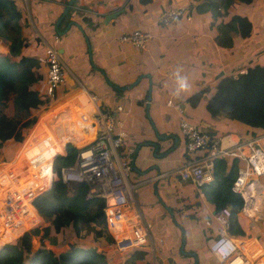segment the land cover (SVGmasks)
<instances>
[{
	"label": "crops",
	"instance_id": "crops-1",
	"mask_svg": "<svg viewBox=\"0 0 264 264\" xmlns=\"http://www.w3.org/2000/svg\"><path fill=\"white\" fill-rule=\"evenodd\" d=\"M201 1L76 0L71 19L79 23L82 31L71 24L62 36L57 34L53 23L65 4L62 0H35L32 4L34 13L29 12L27 18L33 26L32 34L40 38L42 45L44 41L53 46L61 41L62 45L54 47L61 48V52L67 49L68 58L70 50L79 54L86 43L91 45L100 64H95L92 69H82L86 75L80 77L61 59L65 77L57 90L59 99L50 103L46 113L42 112L44 109L39 112L43 116L37 117L29 127L23 143L28 140L29 133L32 134L48 119L50 112L65 107L75 98L81 103L86 102L87 92L96 94L98 102L100 100L105 108L112 109L120 104L122 111H113L122 119L126 133L124 147L134 148L130 180L138 182L126 209L128 215L132 209H137L140 218L150 224V243L145 247L148 264H223L207 249L211 237L221 227L212 215L222 207L230 210L228 230L237 243L246 244L256 238L262 246L261 254L250 259L241 256L242 260L246 258L247 264H261L264 262V173L257 177L252 208L244 209L241 208V196L231 189L237 195L225 190L231 157H221L224 164L213 172L211 180L214 182L210 180L195 185L189 180H181L175 173L184 159L201 153L198 151L191 156L184 152L183 137L177 125L179 116L188 118L208 135L217 138L222 146L264 134L262 125L229 118L223 112L210 115L205 107L221 77L235 76L248 62L264 61V45L253 41L254 18L248 12L241 14L251 21L250 35L243 38L233 31L221 34V23L238 13L240 1L234 0L225 8L219 7L216 15L210 9L198 11L195 5ZM178 4L193 6L189 19L179 18L167 27L155 21L160 10ZM119 8L122 10L116 16L104 21L106 13ZM50 21L51 25H47ZM35 23H39L40 29L34 28ZM133 28L152 33L142 47L117 39L120 33ZM74 33L81 37L75 40V44L67 45ZM77 65H80L78 61L74 63L76 69ZM98 71L104 80L96 74ZM141 73L148 74V77L142 76L134 85L125 87ZM74 83L75 87L64 90L68 84ZM110 83L122 86L121 90L115 91ZM182 84L186 86L182 87ZM202 88L205 90L202 97L195 105H190L186 98ZM155 131L166 135L157 148L145 143L147 140L156 141ZM82 137L86 140L84 135ZM23 143L19 146L17 158L22 153ZM51 143L47 139L40 141L37 149L41 151ZM164 149H169L166 154H162ZM58 151L55 145L50 146L36 160L41 162ZM14 157L15 153L12 159ZM18 167L12 166L9 170L15 171ZM238 197L241 199L239 207ZM30 210L35 218L34 210Z\"/></svg>",
	"mask_w": 264,
	"mask_h": 264
},
{
	"label": "built area",
	"instance_id": "built-area-1",
	"mask_svg": "<svg viewBox=\"0 0 264 264\" xmlns=\"http://www.w3.org/2000/svg\"><path fill=\"white\" fill-rule=\"evenodd\" d=\"M192 7L186 4L165 7L158 12L155 21L160 26L167 27L179 18L189 19ZM151 36L149 30L133 28L120 33L117 39L129 42L134 47H142ZM42 59L45 72L41 92L52 99L64 82V67L58 50L46 41L43 42ZM87 94L86 102L81 103L75 98L65 107L50 112L48 119L38 125V129L32 134H28L29 138L23 143L20 157L2 162L10 163L9 168L16 165L19 167L15 171L0 167V232H10L23 223L31 224L36 221L38 213L32 205V199L46 190L51 178L55 176L51 170L54 157L64 154L66 148L72 146L75 149L73 161L59 167L58 176L61 181L83 183L85 198H102L105 228L113 235L111 236L119 250L145 248L150 243V224L140 218L137 209H132L131 213L126 215V205L132 201L138 182L131 181L128 177L134 148L124 147L126 133L122 119L113 111H122L123 108L120 104H116L112 109L105 108L100 100L98 102L96 94ZM177 125L179 134L183 137L184 152L193 156L201 151L199 156L184 159L177 166L175 173L178 177L201 185L212 179L216 157L233 156L238 160V164L230 189L241 196L242 209L252 208L251 199L256 196L257 177L264 173V134L222 146L217 138L210 137L184 116H179ZM83 135L86 140H82ZM45 139L51 140L52 143L41 151L38 150V143ZM53 145L60 151L37 162L40 153ZM21 162L23 164L20 165ZM29 206L33 208L35 218ZM229 213L228 208L222 207L212 215L221 226L220 234L229 226ZM27 224H24V227ZM8 238L9 236H0V240ZM236 248L235 252L222 259L216 255L217 259H221L223 264H229L234 255L250 259L263 251L256 238L246 244L237 243ZM246 258L244 261L241 258L240 264H247Z\"/></svg>",
	"mask_w": 264,
	"mask_h": 264
},
{
	"label": "trees",
	"instance_id": "trees-1",
	"mask_svg": "<svg viewBox=\"0 0 264 264\" xmlns=\"http://www.w3.org/2000/svg\"><path fill=\"white\" fill-rule=\"evenodd\" d=\"M233 1L202 0L195 7L198 11L210 9L212 14L216 15L219 7L225 8ZM238 1L247 4L252 0ZM62 2L65 4L66 0ZM75 2L76 0L72 1L58 22V29H63L66 21L71 18ZM27 22L28 18L21 14L17 0H0V44L7 47V51L0 54V160H5L1 155L4 142L21 144L24 130L35 122L33 111L49 102V97L41 92L40 83L44 78L45 66L38 52L43 50V45L36 34L21 31V27ZM50 23L51 21L47 22V25H51ZM251 29V21L246 15L234 13L228 21L221 23L220 32L223 34L233 31L244 38L250 35ZM64 34L65 32L62 36ZM241 70L235 76H224L218 80L216 91L206 100L205 107L210 115L223 112L229 118L264 126V61L248 62ZM110 85L117 92L122 87L113 83ZM204 92L203 88L198 89L189 95L186 101L190 105H195ZM74 151L72 146H68L64 154L54 157L51 170L55 176L51 178L48 188L32 199L36 212L47 223L41 227L35 225L25 229L11 240V243L0 249V264H109L110 255L99 248L101 246L99 239L102 237L108 243L113 240L105 228L102 198L97 196L85 198L83 183L64 182L58 176L59 167L73 161ZM230 157L225 190L236 194L230 190V183L238 160ZM220 164H224V160L216 157L213 172ZM240 204L241 199L238 197V207ZM29 208L33 209L31 206ZM66 227L71 228L74 237L79 236L82 228L91 227L93 229L91 243L78 245L71 242L70 247L59 251L40 246L31 260L25 259L31 235L38 234L41 230L39 237L46 238L51 230L57 233ZM54 242L55 238L52 240V243ZM146 256L145 248L132 247L127 260L129 264H148Z\"/></svg>",
	"mask_w": 264,
	"mask_h": 264
},
{
	"label": "rangeland",
	"instance_id": "rangeland-1",
	"mask_svg": "<svg viewBox=\"0 0 264 264\" xmlns=\"http://www.w3.org/2000/svg\"><path fill=\"white\" fill-rule=\"evenodd\" d=\"M33 2H35V0H17L18 7L21 9V14L23 16L26 17L27 14L30 15L29 12L32 13V11L34 13V10L32 7ZM237 8L239 10L238 13L248 12L254 18V30L252 33L253 41H254V43H257L259 45H262V44L264 45V0H254L250 4H244L241 2ZM32 16H33V14H32ZM20 20H22V19H20ZM35 26H36V27H34L35 29H40L39 23H35ZM31 27H33V26H31L27 22V24H25L21 27V31L27 32V33H32L33 28H31ZM42 27L43 26H41V29H42ZM80 37H81L80 34L74 33L72 36V39H69V42L67 45H69V43L71 45L72 42L75 44V40L80 38ZM53 44H54V46L55 45L57 46L59 44L62 45V42L57 41ZM6 51H7V47L3 44H0V54H4ZM66 51H67V49L64 48L63 52L59 53L60 58L62 60H64V63L67 64L68 67L71 68V70H75V72H77V74L80 77H84L86 75L84 73L85 71H82V69H88V68L92 69V68H94L95 64L96 65L100 64L98 62V59H97L95 52H93V49L91 48V45H89V44L87 46L85 43L84 47L80 50L79 54L76 53V51L70 50L71 52L69 53L68 58L66 57L68 55V53H66ZM38 55L41 57V61L43 63L42 50L38 52ZM80 57H81V59H80ZM90 59L92 60L91 63H90ZM77 61L80 64V65H77L78 69H76V67L74 66V63ZM64 71H65V69H64ZM66 73H67V76H70V74L67 71H66ZM96 74L99 77H101V79L104 80L103 76L101 74H99V71ZM40 83L42 85L43 79L41 80ZM71 87H75V83H74V85L68 84L66 86V88L64 87V90H67L68 88H71ZM58 91L55 93V97L52 98L50 100V102L43 104L38 111H33L32 115L34 117V121L37 117L41 118V116H43V115H41L42 113H39L40 111H42L44 109L42 112L46 113V111L49 110V108H50V103H53L54 101H58V99H59V92ZM28 129H29V127H27L24 130L25 134L27 133ZM210 137H212V136H210ZM19 146H21L20 142H11V141L4 142L1 155H3L2 157L5 158V160H0V167H5L6 165H9L10 163L2 164V162H7V161L11 160L14 156V153H15L14 160L17 159L19 150L21 148V147L19 148ZM131 173H132V167H131V171L129 172V175H128L129 179L132 178ZM71 192H72L71 189H69V193H71ZM46 223L47 222L43 221V219L38 215L36 221L32 222L31 224H27L24 228H27L29 226L32 227V225L33 226L38 225L39 227H41V226L45 225ZM24 224H26V223H23L20 226L14 227L10 232H9V230L1 231L0 236H2V237L9 236V238H8L9 241L8 240H5V241L0 240L2 242L1 244L11 243L12 242V241H10L11 238L19 236L25 230L23 228ZM92 231H93V229L91 227L82 228L80 230L79 236L74 237L71 234V228L66 227V228L61 229L57 233H54L51 230L49 233V236H47L46 238H40L39 235L41 233V230H39L38 234L31 235L29 238L30 247L27 250V252H25V259L27 261L31 260L32 257L34 256L36 250L40 246L49 248V249L54 250V251H59V250H64V249H67L68 247H70V245L72 244L71 242H73L74 244H78V245L91 243V235L93 233ZM54 238L56 239V242L52 243V240ZM99 240H101L99 243V245H101V246L99 248L104 249L110 255L109 264H129V263H127L128 262L127 258H128V254H129L130 249L119 250L118 245L114 242V240H112L109 243L103 237H102V239H99ZM124 257H125V259H124Z\"/></svg>",
	"mask_w": 264,
	"mask_h": 264
},
{
	"label": "water",
	"instance_id": "water-1",
	"mask_svg": "<svg viewBox=\"0 0 264 264\" xmlns=\"http://www.w3.org/2000/svg\"><path fill=\"white\" fill-rule=\"evenodd\" d=\"M72 1H73V0H66L65 5L63 6L61 12L59 13V15L57 16V18L55 19V21H54V23H53V27H54V29H55V31L57 32L58 35H62V34L68 29V27H69L71 24H74L75 26H77V28L79 29V31H82L81 26L79 25V23L76 22L74 19H71V18L68 19V20L66 21L65 26H64L63 29L60 30V29L57 28V24H58V22L63 18V16H64L65 13L67 12L68 8L70 7ZM121 10H122V9L119 8L118 10H115V11H113V12L106 13V14L104 15V21L108 20L109 18H112V17L116 16L117 13H119ZM84 39H85V41H86V37H84ZM58 52H61V48H58ZM142 76H146V77H148V74H143V73L138 74V75L136 76V78H135L130 84L126 85L125 87L128 88V87L134 85V84L137 82V80H138L140 77H142ZM154 137H155V140H156V141H152V140L148 141V140H147V141H145V143L152 145L154 148H157L160 144L163 143L162 140H165L166 135L158 134V133L155 131V132H154ZM161 141H162V142H161ZM168 150H169V149H164L163 152H162V154H163V153L166 154ZM209 181H210V180H209ZM210 182H214V181L211 180ZM182 241H183V237H182ZM5 245H6L5 243H4V244H1V245H0V249H2Z\"/></svg>",
	"mask_w": 264,
	"mask_h": 264
},
{
	"label": "clouds",
	"instance_id": "clouds-1",
	"mask_svg": "<svg viewBox=\"0 0 264 264\" xmlns=\"http://www.w3.org/2000/svg\"><path fill=\"white\" fill-rule=\"evenodd\" d=\"M182 87H185V84L181 85ZM237 246V241L235 240L234 236L229 233L228 228H225L221 234L218 232L215 234V236L211 237L210 243L207 245L208 251L214 254L216 257L219 256L221 259L227 255H230L231 253L235 252ZM217 258V257H216ZM239 258L238 255H234L231 259V263L229 264H240L237 259ZM219 259V261H221Z\"/></svg>",
	"mask_w": 264,
	"mask_h": 264
},
{
	"label": "bare ground",
	"instance_id": "bare-ground-1",
	"mask_svg": "<svg viewBox=\"0 0 264 264\" xmlns=\"http://www.w3.org/2000/svg\"><path fill=\"white\" fill-rule=\"evenodd\" d=\"M263 195H264V194H263ZM259 198H260V197H259ZM254 202H255V201H254ZM130 203H131V202L127 203L126 206H128ZM126 211H127V210H126ZM126 215H128L127 212H126ZM237 261H238V259H237Z\"/></svg>",
	"mask_w": 264,
	"mask_h": 264
}]
</instances>
